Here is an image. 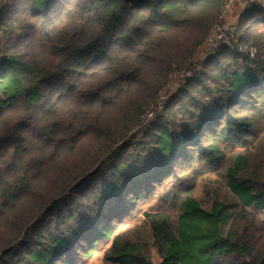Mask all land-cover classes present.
<instances>
[{
  "label": "trees",
  "instance_id": "16d2710c",
  "mask_svg": "<svg viewBox=\"0 0 264 264\" xmlns=\"http://www.w3.org/2000/svg\"><path fill=\"white\" fill-rule=\"evenodd\" d=\"M225 2L0 0V264H264V0L118 147Z\"/></svg>",
  "mask_w": 264,
  "mask_h": 264
},
{
  "label": "rangeland",
  "instance_id": "374dc122",
  "mask_svg": "<svg viewBox=\"0 0 264 264\" xmlns=\"http://www.w3.org/2000/svg\"><path fill=\"white\" fill-rule=\"evenodd\" d=\"M242 2L243 0L233 1L230 6V11L227 13H226V8H224V13H226L225 17L230 22L227 28V31H226L227 36H228L226 45H229L230 42H232V40L237 39L238 34H234L235 32L233 33V30L237 22L239 21L241 13L246 8V6H243L241 4ZM250 49H251L250 54L254 55V48L251 47ZM204 50H205L204 47L202 46L198 47V49L195 50V52L193 53L192 60H189L186 64H184L182 67H180L174 72L172 77L168 79L164 87L161 90H159L157 94V98H158V95L163 92L162 95L159 96V100H161L163 106L161 108L156 107L157 106L156 104H159L158 102L159 100L157 102L152 101L153 102L152 105H150V107L145 111V113L143 111L144 114L142 115V123L140 125L134 126L129 132V134L125 137V140L122 143H120L118 147L122 145L124 147L126 146L127 148L125 152L128 154L133 153L136 150V148L137 149L139 148L140 143L145 141V134H146L145 132H147V130H149L158 121V119L163 114H165L164 109L166 107V104L168 103V100L173 95L177 94V92L181 88V85L185 83L186 80L184 76L186 75V73L190 72V75H192L193 74L192 68H194V70L201 69L202 60L209 57L212 54L213 49L207 50V51H204ZM177 76H180V78L178 79ZM198 187L200 188V186ZM49 189L50 187L45 185V190L48 191ZM24 201L25 202L23 204L24 205L23 207H25L26 209H29L27 214H29L30 217L34 216L35 210L29 206L28 200H24ZM151 260L154 264H159L161 262V259L159 258L155 250L152 251ZM87 264H113V263L104 261L102 258V252L96 251L94 252L92 257L87 259Z\"/></svg>",
  "mask_w": 264,
  "mask_h": 264
},
{
  "label": "built area",
  "instance_id": "2783aa9c",
  "mask_svg": "<svg viewBox=\"0 0 264 264\" xmlns=\"http://www.w3.org/2000/svg\"><path fill=\"white\" fill-rule=\"evenodd\" d=\"M233 1H235V0H226V2H225L226 13L230 11V6H231V3ZM252 1H254V0H243V2L241 4L243 6H246ZM228 7H229V9H228ZM226 13L223 14L224 15L223 18H225V19H222L221 22L213 25L211 32H210V36L208 37L206 43L202 45V47L205 48L204 51L212 50V49H214L220 45L227 43L228 36H227L226 31H227V28H228L230 22L225 17ZM186 74H190V72L186 73ZM158 102H159V104H156L157 106L156 105L155 106L161 108L163 106L161 100H159ZM141 123H142V119L138 125H140Z\"/></svg>",
  "mask_w": 264,
  "mask_h": 264
}]
</instances>
